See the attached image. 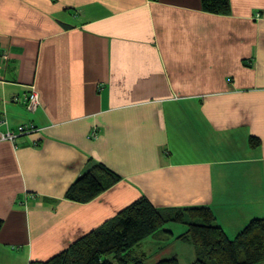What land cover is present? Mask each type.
Returning a JSON list of instances; mask_svg holds the SVG:
<instances>
[{
  "label": "crops",
  "instance_id": "1",
  "mask_svg": "<svg viewBox=\"0 0 264 264\" xmlns=\"http://www.w3.org/2000/svg\"><path fill=\"white\" fill-rule=\"evenodd\" d=\"M230 6L0 0V264L48 261L141 198L209 207L230 239L264 219V0ZM98 165L120 180L68 200Z\"/></svg>",
  "mask_w": 264,
  "mask_h": 264
},
{
  "label": "trees",
  "instance_id": "2",
  "mask_svg": "<svg viewBox=\"0 0 264 264\" xmlns=\"http://www.w3.org/2000/svg\"><path fill=\"white\" fill-rule=\"evenodd\" d=\"M204 11L226 15L231 11L230 0H201ZM252 147L259 146L252 138ZM120 177L102 165L79 178L67 194L68 200L88 203L108 189L102 176ZM186 219L189 220L187 223ZM216 217L209 207L180 210L157 209L147 198H141L102 228L87 234L69 249L45 262L31 264H146V256L135 253L147 238L166 224H185L187 231L179 240L189 241L203 255L191 264H261L264 262V219H254L234 238L216 225ZM4 226L0 219V232ZM157 264H180L177 257Z\"/></svg>",
  "mask_w": 264,
  "mask_h": 264
},
{
  "label": "rangeland",
  "instance_id": "3",
  "mask_svg": "<svg viewBox=\"0 0 264 264\" xmlns=\"http://www.w3.org/2000/svg\"><path fill=\"white\" fill-rule=\"evenodd\" d=\"M34 94L38 95V93L35 90H32L30 93L31 96L29 95L30 97H27V109L29 111H32V112L38 110L41 106L40 99L37 103L32 102V96ZM31 103L33 106L36 107V109H30ZM1 123L2 122L0 121V124ZM22 127H27V126H22ZM37 132H38V130H37ZM10 133H13V132H10ZM10 133L4 134V136L9 135ZM24 135H26V134H24ZM21 136H23V135H21ZM21 136H19V137H21ZM2 137H3V135H2ZM2 137H1V140H3ZM3 141L14 142L15 139H13V140L6 139ZM186 220H187L186 222L188 223L189 220L188 219H186ZM185 230L187 231V226L185 224H173V223L172 224L171 223L166 224L165 227H163L160 231H158L156 234H154L155 236L153 235V236L147 238L138 247H136L135 253L137 254V256L138 255L146 256V258H147L146 264H157L159 261L164 260V259H170L172 256H175V255H178L181 258L180 259L181 264H190L191 262L188 263V260L190 258H192L191 253L188 252V251H190V249L189 250H186V249H188L190 247H194V246H192V244L189 241L182 240V241H185V243H186V244H183L182 242L177 240V236L186 232ZM167 232L174 234V236H172L171 234H169ZM170 235H171V237H170ZM32 262H30L29 264H31ZM261 264H264V262Z\"/></svg>",
  "mask_w": 264,
  "mask_h": 264
},
{
  "label": "built area",
  "instance_id": "4",
  "mask_svg": "<svg viewBox=\"0 0 264 264\" xmlns=\"http://www.w3.org/2000/svg\"><path fill=\"white\" fill-rule=\"evenodd\" d=\"M31 96V95H30ZM29 96V97H30ZM39 101V97H38V95L37 94H34L33 96H32V102L33 103H37ZM30 109H36V107L35 106H33L32 105V103L30 104ZM37 128L35 127V126H32V125H30V126H27V127H20V129H19V131L17 132V133H10L9 135H7V136H4L3 135V137H2V139L3 140H6V139H8V140H13V139H15L16 140V138H18L19 136H21V135H24V134H26V135H28V134H34V133H36L37 132ZM15 134V135H14Z\"/></svg>",
  "mask_w": 264,
  "mask_h": 264
},
{
  "label": "flooded vegetation",
  "instance_id": "5",
  "mask_svg": "<svg viewBox=\"0 0 264 264\" xmlns=\"http://www.w3.org/2000/svg\"><path fill=\"white\" fill-rule=\"evenodd\" d=\"M37 128V127H36ZM38 129V128H37ZM38 131H39V129H38Z\"/></svg>",
  "mask_w": 264,
  "mask_h": 264
}]
</instances>
